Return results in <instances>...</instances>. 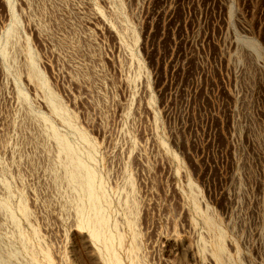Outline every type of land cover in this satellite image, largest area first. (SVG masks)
I'll return each instance as SVG.
<instances>
[{"label": "rangeland", "instance_id": "obj_1", "mask_svg": "<svg viewBox=\"0 0 264 264\" xmlns=\"http://www.w3.org/2000/svg\"><path fill=\"white\" fill-rule=\"evenodd\" d=\"M0 264H264V0H0Z\"/></svg>", "mask_w": 264, "mask_h": 264}, {"label": "bare ground", "instance_id": "obj_2", "mask_svg": "<svg viewBox=\"0 0 264 264\" xmlns=\"http://www.w3.org/2000/svg\"><path fill=\"white\" fill-rule=\"evenodd\" d=\"M85 180L88 182L90 180V175L88 174L86 177H85ZM90 192V190H89Z\"/></svg>", "mask_w": 264, "mask_h": 264}]
</instances>
